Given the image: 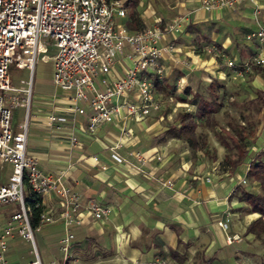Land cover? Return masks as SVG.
Returning a JSON list of instances; mask_svg holds the SVG:
<instances>
[{
    "label": "crops",
    "instance_id": "crops-1",
    "mask_svg": "<svg viewBox=\"0 0 264 264\" xmlns=\"http://www.w3.org/2000/svg\"><path fill=\"white\" fill-rule=\"evenodd\" d=\"M145 1L124 0V16H115L114 21L123 24L129 32L159 24L163 33L157 41L158 46L163 47L167 42L172 44L171 49L161 53L164 85L166 78L178 69L181 73L175 75L174 85L176 89H185L189 94L195 79L193 74L199 73L197 76L207 78L208 73L221 68L234 76V70L226 66L227 60L235 63L248 61L258 51L264 58V48L244 38L245 33L256 28L259 19V14L254 12L255 6L247 0L230 9L209 12L200 8V0H157V4L155 0ZM262 3L263 0H257L255 5L261 6ZM128 11L135 13L136 27L131 24ZM179 15L186 18L181 23V29L171 36L164 31V24ZM188 23L199 26L209 38L210 42L202 45V52H194L191 47L192 38L195 39L198 34L183 31ZM208 44L215 45L221 55L215 57L206 53ZM128 51L129 48L124 47L123 53L117 56L106 75L108 80L123 74L129 65L126 58ZM257 71L250 70L248 81L244 83L245 87L249 84L255 88V96L257 91L264 94V71ZM68 96L69 92L59 89L46 99L45 107L40 109L36 106L32 110L31 116L36 120L35 135L28 138L27 123L25 145L26 153L35 158L40 171L65 169L63 180L79 195L81 201L94 199L110 208L109 214L100 220L83 212L81 224L71 227L74 237L69 248L68 263L236 264L235 254L247 250V242L254 237L251 233H245V228L259 215L242 211L245 203L231 196V193L242 184L241 179L246 180L243 185L249 187L248 191L257 193L259 190L257 182L248 181L245 173L257 154H261L264 161V107L255 131L242 133L240 139L235 137L236 143L247 141L249 144L242 161L234 168H218L215 162L221 159L224 149L214 139L211 141L215 144L218 158L209 163L192 162L183 149L187 144L179 139L158 140L168 125L176 123V119L171 124L163 121L165 94L161 91L157 90L160 100L158 111L138 121L118 116L111 122L101 124L93 134L85 132V114L73 115L65 111ZM124 98L135 100L137 95L130 92ZM177 106L179 103L174 104L173 108ZM50 112L64 115L68 121L59 130H54L45 123ZM14 114L17 118L13 125L22 119L19 117H23L24 113L16 114L15 109L12 117ZM214 127H218V123ZM121 129L125 131L122 135ZM70 131L77 137L74 147H70L67 140ZM110 148L125 158L129 151L137 150L148 160L139 172L126 163H115L109 156ZM93 155L97 157L96 163L91 160ZM155 156H159V160ZM202 156L200 158L203 160ZM100 164L105 168L101 169ZM4 171L7 178L9 164ZM2 172L0 166V176ZM159 179H169L172 185L163 186ZM43 210L56 214L54 198L44 201ZM4 215L6 211L0 210V218ZM224 217L228 219L226 231L216 224L218 219ZM37 232L41 241L39 254L44 259L42 264H60L57 239L62 235V224L54 221L41 225ZM227 233L234 236L229 243L225 241ZM87 242H91L89 250L86 249ZM29 249L27 241L12 238L7 244L5 258L8 262L22 264L31 256ZM171 251L177 256H171Z\"/></svg>",
    "mask_w": 264,
    "mask_h": 264
},
{
    "label": "built area",
    "instance_id": "built-area-1",
    "mask_svg": "<svg viewBox=\"0 0 264 264\" xmlns=\"http://www.w3.org/2000/svg\"><path fill=\"white\" fill-rule=\"evenodd\" d=\"M245 0H200L204 11L230 9ZM259 14L255 29L245 33L244 38L255 41L264 48V0L261 6L257 0H247ZM124 16V0H0V166L10 165L6 181L0 183V210L6 215L0 218V264L11 263L5 258L7 244L12 238H20L30 245L31 259L22 264H42L33 232L41 225L59 221L62 235L57 239L61 263L69 264V248L73 240L71 227L81 224L82 213L93 219L105 218L110 211L94 199L80 200L63 180L65 169L56 172H42L36 166L34 157L26 153V130L29 119L32 75L37 56L50 60L51 81L57 88L69 92L65 111L70 114H85V132L93 134L98 127L111 122L118 116L122 119L141 120L160 108L155 84L163 78L161 53L171 49V42L158 46L163 30L158 23L129 32L123 24H116L114 17ZM185 15L171 18L164 24V31L174 36L182 25ZM48 45L55 52L47 56ZM124 47L129 51L126 58L129 65L123 74L108 80L106 75L114 65ZM205 51L220 56V50L208 44ZM264 64L259 51L248 61L235 63L231 59L226 66L241 75L240 68ZM27 70L28 79H18L19 86L12 81V72ZM134 92L135 100L124 97ZM17 107L24 109L21 120L12 124V113ZM87 111V112H85ZM68 119L59 113L50 112L45 119L48 127L59 130ZM125 131L121 129V135ZM70 147L77 143L73 131L67 136ZM118 146V145H117ZM114 148V147H113ZM110 148V158L115 163H126L141 172L147 157L140 151L131 150L127 157H121ZM159 160V156L154 157ZM91 160L96 163L97 157ZM100 168L105 166L100 164ZM208 180V179H206ZM161 185L170 187L169 179H159ZM240 183H246L241 179ZM40 197L41 205L46 199L56 202V214L42 211L34 226L29 220V209L23 193ZM16 204L17 210L10 212L9 206ZM217 226L227 230L228 219L220 218ZM234 236L225 235L231 242ZM133 264H157V262H133Z\"/></svg>",
    "mask_w": 264,
    "mask_h": 264
},
{
    "label": "rangeland",
    "instance_id": "rangeland-1",
    "mask_svg": "<svg viewBox=\"0 0 264 264\" xmlns=\"http://www.w3.org/2000/svg\"><path fill=\"white\" fill-rule=\"evenodd\" d=\"M137 2L138 0H133ZM146 2L145 0H141ZM157 4V0L154 1ZM128 13H130L128 11ZM155 24V23H154ZM190 25H192L190 27ZM183 31L190 34L197 33L198 36L194 39L192 38V49L194 52H202V45L209 43V38L201 32V28L188 23ZM55 52V48L48 45V51L45 55L50 56ZM245 62V61H244ZM243 63V62H241ZM200 71L202 68H198ZM261 69L264 71V66L250 65L247 69L241 66L240 73L244 82L240 80L239 76L233 74L230 71H224V69H218V71H211L208 73L207 78H202L193 74L195 79L192 81V87L190 88L191 93L186 94L185 89H176L174 85V77L180 70L173 71L170 76L166 78V89L165 101L163 102L162 117L166 124H171L175 121V116L177 113L184 109H189L192 112L195 110V105L197 98H202L213 107H217L216 111L212 113L214 120L218 123V127L210 128L205 126L204 122L200 119H196L195 134L197 137L205 143V150L194 149L191 150L187 146H183L186 157H188L192 162L195 163H209L214 162L218 158L217 150L215 144L211 141L214 139L219 145L223 147V155L215 165L218 168L229 167L227 161H233L237 159L240 150H244L249 144L247 141H242L236 143L235 137H240L242 133L254 132L259 122L261 120V109L264 107V94L260 97L255 96V88L249 84L244 86V83L248 81L249 71ZM258 72V71H257ZM196 73V72H195ZM12 81L15 86H19L18 79H28L29 73L27 70H18L11 73ZM58 88L53 85L51 81V63L50 60H43L37 56L33 75H32V87L30 91V112L28 120V138L35 135V119L32 117V110L37 106L40 109L45 107L46 99L52 94L58 92ZM169 93V94H168ZM171 96L172 99H168ZM194 96V97H193ZM179 103V106L175 108L174 104ZM183 103V104H180ZM218 104V105H217ZM171 105L172 107H169ZM24 109L21 107L16 108V114L21 115L24 113ZM12 122H15L16 115H13ZM19 118H22L20 116ZM219 137H222V141L226 143V146L222 145ZM240 139V138H239ZM201 151V152H200ZM203 151V152H202ZM201 154L204 156L203 160L200 158ZM202 156V157H203ZM3 168L2 175L0 176V182L6 180V172L4 170L8 169L7 163H2ZM243 185V184H241ZM244 186V185H243ZM246 190H249L247 185L244 186ZM24 198H26L27 193H23ZM48 203V202H47ZM10 212L17 210L16 204L9 206ZM34 240L40 253L41 241L39 232H33ZM263 234L259 238L253 237L249 244L247 250L239 251L235 254L236 264H264V241L261 239ZM91 247V242H87L86 249L89 250ZM40 256V254H39ZM29 257V256H28ZM26 258V257H25ZM31 256L29 257L30 260ZM43 262V255L40 256Z\"/></svg>",
    "mask_w": 264,
    "mask_h": 264
},
{
    "label": "trees",
    "instance_id": "trees-1",
    "mask_svg": "<svg viewBox=\"0 0 264 264\" xmlns=\"http://www.w3.org/2000/svg\"><path fill=\"white\" fill-rule=\"evenodd\" d=\"M131 24L135 27L137 25V17L134 12L130 13ZM158 91L163 93L166 85H164V79L155 84ZM263 91H257L256 96L262 95ZM169 94V93H168ZM218 105V104H217ZM217 107H213L202 98H197L195 110H182L176 116V123L168 125L159 135L158 140L164 141L167 138H176L185 142L191 150L200 149L205 150V143L201 141L195 134L196 119L203 120L205 126L212 128L217 125L212 113L215 112ZM222 145L226 146V143L222 141V137H219ZM234 145H238L234 143ZM245 154L244 150H240L237 159L233 161H227L229 167L234 168L238 165ZM245 178L248 181H255L258 184V192L253 193L244 188L243 185H238L233 189L231 196H235L239 201L244 202L245 206L241 208L242 211L249 213H257L259 216L251 221L245 228V233H251L255 238H259L264 241V161L261 158V154H257L255 159L250 163ZM26 206L29 209V220L34 226L38 222V216L42 211L43 206L40 202V197L34 194L28 193L25 198ZM171 256H177L174 251L170 252Z\"/></svg>",
    "mask_w": 264,
    "mask_h": 264
}]
</instances>
